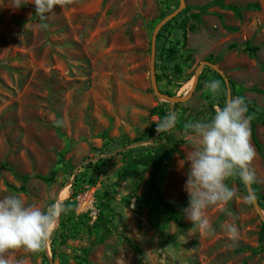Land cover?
<instances>
[{
  "label": "rangeland",
  "instance_id": "1",
  "mask_svg": "<svg viewBox=\"0 0 264 264\" xmlns=\"http://www.w3.org/2000/svg\"><path fill=\"white\" fill-rule=\"evenodd\" d=\"M213 1L184 0L182 10L190 12L209 5L199 22L189 20L183 30L186 40L176 55L182 73L159 66L165 76L158 88L187 95L197 67L209 57L228 85L204 65L200 87L177 102L176 127L142 142L135 139L158 121L162 102L174 110L175 103L158 99L152 89L150 53L154 28L180 1L73 0L41 21L31 0H22L20 8L0 0V199L17 195L42 209L67 200L47 248L13 250V264H46L45 256L47 264H84L83 251L87 264H264L263 221L237 176L225 181L233 199L205 210L211 235L193 228L183 211L189 206L187 156L195 147L183 126L209 121L220 97L205 83L218 80L222 97L242 92L264 108V0H224L242 7L241 17ZM247 4L257 7L245 9ZM190 23L195 29H188ZM246 42L260 49L250 55ZM103 134L125 136L129 146L85 172V163L100 157ZM256 135L261 151L250 138L252 183L264 196L259 123ZM150 142L157 145L154 153H127ZM99 212L102 218L92 226ZM230 223L238 227L235 240L225 231ZM59 233L68 237L64 244Z\"/></svg>",
  "mask_w": 264,
  "mask_h": 264
},
{
  "label": "clouds",
  "instance_id": "2",
  "mask_svg": "<svg viewBox=\"0 0 264 264\" xmlns=\"http://www.w3.org/2000/svg\"><path fill=\"white\" fill-rule=\"evenodd\" d=\"M35 13L41 21L46 13L56 6L63 8L73 0H31ZM13 8H20L22 0H12ZM47 27V24L41 25ZM205 88L213 95L223 91L221 82L213 80L205 83ZM247 105L240 96L226 98L223 107L216 105L209 121L195 120L184 123V132L195 147L187 156L189 164L184 191L189 197L185 208L186 218L193 228L212 234L205 210L218 204H227L234 192L225 181L233 176L249 184L255 181V170L251 167L255 149L250 141V117L246 116ZM177 125V113L169 111L156 125V132L170 133ZM65 206L56 200L46 209L35 204H27L17 195H6L0 199V264H13L9 258L13 250L23 249L28 253L45 250L50 237L57 227ZM229 238L235 240L238 227L235 223L224 226ZM15 264H24L17 260Z\"/></svg>",
  "mask_w": 264,
  "mask_h": 264
},
{
  "label": "trees",
  "instance_id": "3",
  "mask_svg": "<svg viewBox=\"0 0 264 264\" xmlns=\"http://www.w3.org/2000/svg\"><path fill=\"white\" fill-rule=\"evenodd\" d=\"M224 0H214L213 3L225 8L231 10L237 17L242 16V7H239L235 4H224ZM209 4H205L202 6H195L198 11L197 12H190L189 8L183 9L177 16H175L172 20L166 22L159 30L157 34L156 39V58H155V69H156V78L157 81H159L162 77L165 75L161 71L160 73L157 71L158 67L160 66L162 70L169 69L172 70L173 74H181L183 71V66L180 62L177 60L176 55L179 53L178 46L180 45L181 41L186 40V32L183 31L186 27V24L189 20H193L196 22L200 21L201 15L204 14L207 11V6ZM253 7H257L256 4H247L244 8L245 9H251ZM182 17V18H181ZM181 18V19H180ZM180 19V20H179ZM179 20V21H178ZM176 27V32L172 34V29ZM189 30L195 29V25L193 23H190L188 25ZM233 29V28H230ZM173 36V37H172ZM260 48L258 46H251L248 42L245 43L244 50L246 52H249L250 55H254ZM191 58V55L188 54L184 57L183 60L188 61V59ZM208 61H210V57L207 58ZM207 69L213 72V74L216 76V78L220 79L222 83L225 85V81L223 80V76L211 69L209 66H205ZM203 79V75L199 74V81L196 86V89H198L201 85L200 81ZM229 83L233 86L234 81L229 79ZM226 86V85H225ZM256 90V89H254ZM234 92V91H233ZM167 93V92H166ZM169 94V93H167ZM235 96H240L245 99L246 105H247V113L246 116H249L250 119V138L253 142V144L256 146L258 151H261V145L257 139L256 135V124L259 123L264 127V108L259 106L254 100L246 98L242 92H234ZM172 95V94H169ZM218 98V105L223 107L225 99L227 97H222L221 94H219ZM208 98V97H207ZM179 103L174 104V110L178 108ZM168 103L162 102V106L160 108V117L158 121L151 123V125L145 130L144 133H142L135 141L141 140L142 142H149L151 141L156 135L159 136L156 132V125L168 114L170 111ZM156 109H152V111H155ZM104 143L100 149H98V153L100 155L99 158L95 162L88 161L85 163L84 169L85 172H88V170H91L92 172L97 171L101 164H105L107 161H110V158L112 157L114 151H118L121 148L125 149V147L129 146V140L125 136H120L116 138H109L106 134L102 135ZM158 138V137H157ZM157 150V145L151 142L148 145H137L133 147H129L127 153L130 155L139 154L141 152H144L146 155L154 153ZM85 172L83 175H85ZM239 179V177L237 176ZM94 182V181H93ZM95 183V182H94ZM242 187H245V184L242 183ZM252 189L253 192L257 198L258 204L260 208L264 211V196L260 195L258 193V190L256 189L255 185L252 183ZM67 200L62 201L61 203L65 206ZM64 212L61 214L63 215ZM86 216V214H85ZM102 218L101 213L99 212L95 221L92 222L93 225H98V222ZM60 237V243L64 244L66 242V239L68 238L63 233H59ZM264 237V223L261 224V229L259 231V238ZM84 255H82L83 263L87 264L88 261L86 260V252H84ZM52 254L54 256L55 249L52 248ZM46 264H47V257L45 256Z\"/></svg>",
  "mask_w": 264,
  "mask_h": 264
},
{
  "label": "water",
  "instance_id": "4",
  "mask_svg": "<svg viewBox=\"0 0 264 264\" xmlns=\"http://www.w3.org/2000/svg\"><path fill=\"white\" fill-rule=\"evenodd\" d=\"M180 1V4L178 6V8L173 11L172 13L166 15L157 25L156 27L154 28V31H153V34H152V38H151V53H150V81H151V86H152V89L155 93V95L157 96L158 99L162 100V101H167V102H170V104H174V103H177V102H180V101H183L185 99H187L189 96L192 95V93L195 91L196 89V86H197V83H198V80H199V74H200V71H201V68L204 66V65H208L210 66L211 68H213L215 71H217L220 75L223 76L222 72L219 71L217 69V67H215L211 62L209 61H202L199 66L197 67V70L194 74V77H193V82H192V86H191V89L189 91V93L185 96H173V95H169V94H166L164 93L163 91H161L159 88H158V82H157V78H156V69H155V58H156V39H157V34L160 30V28L166 23L168 22L169 20H171L172 18H174V16H176L177 13H179V11L182 10V8L185 6V3H184V0H179ZM223 79L226 83V85H228V81L227 79L223 76ZM227 98H230V95L228 93V97ZM246 185V189H247V193H248V196L252 202V204L254 205L255 209L257 210V212L261 215V219L264 223V215L262 213V210L258 204V201H257V198L253 192V189H252V184L249 183V184H245Z\"/></svg>",
  "mask_w": 264,
  "mask_h": 264
}]
</instances>
